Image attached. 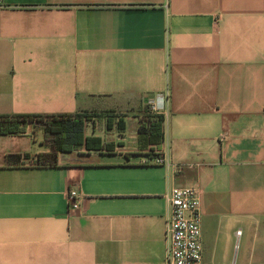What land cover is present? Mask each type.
I'll return each instance as SVG.
<instances>
[{
	"label": "crops",
	"instance_id": "1",
	"mask_svg": "<svg viewBox=\"0 0 264 264\" xmlns=\"http://www.w3.org/2000/svg\"><path fill=\"white\" fill-rule=\"evenodd\" d=\"M4 1L0 117L93 112L86 137L114 149L40 166L44 123L0 126V264H161L174 187L199 190L203 264H264V0ZM167 91L164 142L142 146Z\"/></svg>",
	"mask_w": 264,
	"mask_h": 264
},
{
	"label": "built area",
	"instance_id": "2",
	"mask_svg": "<svg viewBox=\"0 0 264 264\" xmlns=\"http://www.w3.org/2000/svg\"><path fill=\"white\" fill-rule=\"evenodd\" d=\"M6 6L0 0V9ZM170 101V92L146 99L147 111L153 115L164 116ZM157 162L168 164L164 151ZM82 197L77 190L68 191V205L78 210L82 207ZM171 207L166 224L168 243L166 259L161 264H203L204 245L202 239V218L200 212L199 190L193 187H174L168 194ZM241 231L238 232L241 235Z\"/></svg>",
	"mask_w": 264,
	"mask_h": 264
},
{
	"label": "trees",
	"instance_id": "3",
	"mask_svg": "<svg viewBox=\"0 0 264 264\" xmlns=\"http://www.w3.org/2000/svg\"><path fill=\"white\" fill-rule=\"evenodd\" d=\"M93 114V112H83L75 115L54 117H0L1 133L3 135L20 134L24 132V128L28 123H44L47 137L54 141L55 151L53 153L40 155L37 159V164L40 166H52L56 164L58 152H70L82 149L88 151H112L114 149L111 144L103 145L102 140L99 137H86V122L94 117ZM163 123L164 116L153 115L146 111L140 120L138 131L139 140L142 146H161L164 142ZM119 128L121 131H124L125 129L124 125L121 123L119 124ZM127 157L129 158L131 155H128ZM14 158H17V156L9 157L10 160Z\"/></svg>",
	"mask_w": 264,
	"mask_h": 264
}]
</instances>
